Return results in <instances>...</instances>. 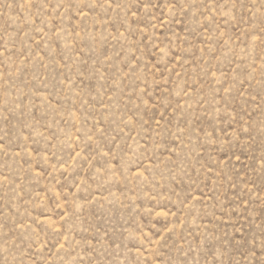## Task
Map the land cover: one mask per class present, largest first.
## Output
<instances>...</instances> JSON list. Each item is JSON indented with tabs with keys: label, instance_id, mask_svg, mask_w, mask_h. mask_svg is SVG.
<instances>
[{
	"label": "rangeland",
	"instance_id": "374dc122",
	"mask_svg": "<svg viewBox=\"0 0 264 264\" xmlns=\"http://www.w3.org/2000/svg\"><path fill=\"white\" fill-rule=\"evenodd\" d=\"M0 264H264V0H0Z\"/></svg>",
	"mask_w": 264,
	"mask_h": 264
}]
</instances>
